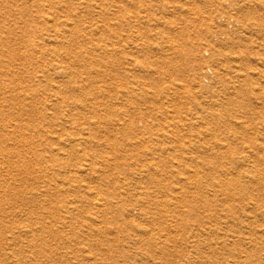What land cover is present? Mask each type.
Listing matches in <instances>:
<instances>
[{"label":"rangeland","instance_id":"rangeland-1","mask_svg":"<svg viewBox=\"0 0 264 264\" xmlns=\"http://www.w3.org/2000/svg\"><path fill=\"white\" fill-rule=\"evenodd\" d=\"M0 264H264V0H0Z\"/></svg>","mask_w":264,"mask_h":264},{"label":"bare ground","instance_id":"bare-ground-1","mask_svg":"<svg viewBox=\"0 0 264 264\" xmlns=\"http://www.w3.org/2000/svg\"><path fill=\"white\" fill-rule=\"evenodd\" d=\"M246 7V6H245ZM246 164V163H245ZM248 164V163H247ZM38 195V194H37Z\"/></svg>","mask_w":264,"mask_h":264}]
</instances>
